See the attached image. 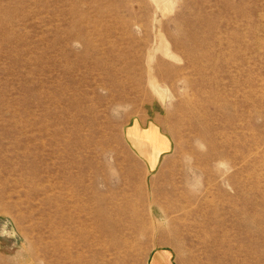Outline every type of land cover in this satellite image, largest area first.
Returning a JSON list of instances; mask_svg holds the SVG:
<instances>
[{"label":"rangeland","instance_id":"374dc122","mask_svg":"<svg viewBox=\"0 0 264 264\" xmlns=\"http://www.w3.org/2000/svg\"><path fill=\"white\" fill-rule=\"evenodd\" d=\"M0 264H264V0H0Z\"/></svg>","mask_w":264,"mask_h":264},{"label":"bare ground","instance_id":"6f19581e","mask_svg":"<svg viewBox=\"0 0 264 264\" xmlns=\"http://www.w3.org/2000/svg\"><path fill=\"white\" fill-rule=\"evenodd\" d=\"M138 136H139L141 139L145 138L146 140H148L149 142H147V143H149V144H158V143H159L158 140H157L158 137L156 136V134H155V132H154L153 129H149L146 133H140V134H138ZM141 139L131 137V138H130V141H131V143H132L133 145H138V146H139ZM139 150H140V149H139ZM140 151H141V150H140ZM151 155H152V153H151ZM155 156H156V154L154 155V158H155ZM157 157H158V156H157ZM154 261H155V260H154Z\"/></svg>","mask_w":264,"mask_h":264},{"label":"crops","instance_id":"0c3cea01","mask_svg":"<svg viewBox=\"0 0 264 264\" xmlns=\"http://www.w3.org/2000/svg\"><path fill=\"white\" fill-rule=\"evenodd\" d=\"M158 137V136H157ZM138 138H139V136H138ZM159 138V137H158Z\"/></svg>","mask_w":264,"mask_h":264}]
</instances>
